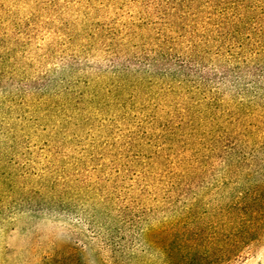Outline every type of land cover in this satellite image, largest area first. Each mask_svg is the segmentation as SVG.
Here are the masks:
<instances>
[{"label": "trees", "instance_id": "obj_1", "mask_svg": "<svg viewBox=\"0 0 264 264\" xmlns=\"http://www.w3.org/2000/svg\"><path fill=\"white\" fill-rule=\"evenodd\" d=\"M263 121L264 0H0V204L17 212L90 208L103 240L152 232L165 264H228L264 239ZM217 162L243 192L210 242L146 212Z\"/></svg>", "mask_w": 264, "mask_h": 264}, {"label": "rangeland", "instance_id": "obj_2", "mask_svg": "<svg viewBox=\"0 0 264 264\" xmlns=\"http://www.w3.org/2000/svg\"><path fill=\"white\" fill-rule=\"evenodd\" d=\"M55 68L51 66L37 70ZM27 74L28 77L33 76L31 70ZM12 90L5 88L3 91ZM262 145L264 151V141ZM202 166L206 171L198 173L191 191L170 192L157 197L156 202L150 200L146 212H154L152 215L156 221L163 217H177L178 214L187 216L183 228L192 231L197 229L198 241L204 244L206 240L213 239L217 223H227L235 215L236 210L232 206L242 198L243 190L239 188L242 185L237 179L239 174H226L227 169H222L223 163L217 162L213 166L214 175L211 174L210 165ZM8 203V206L0 204V264H121V260L127 264H165L168 259L162 249L169 250V247L157 242L161 235L156 233L151 232L144 239L128 236V242L119 243L124 236L117 230L118 233H112L111 241L103 240L102 231L97 230L98 223L91 219L94 212L90 208L86 210L78 206L72 209L70 215L47 216L17 212L12 206L14 204L9 200ZM153 203L159 205L157 209L151 210ZM240 238L229 239L233 242ZM169 240L172 245L176 244L170 236ZM252 245V250L241 248L238 256L228 264H264V239ZM131 250L136 251L134 258L129 256Z\"/></svg>", "mask_w": 264, "mask_h": 264}]
</instances>
